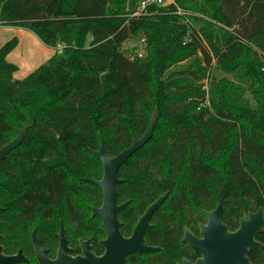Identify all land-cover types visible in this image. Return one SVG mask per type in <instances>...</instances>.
I'll return each instance as SVG.
<instances>
[{"label":"trees","instance_id":"trees-1","mask_svg":"<svg viewBox=\"0 0 264 264\" xmlns=\"http://www.w3.org/2000/svg\"><path fill=\"white\" fill-rule=\"evenodd\" d=\"M139 1L0 0L1 26L27 30L51 49L62 45L22 80L7 61L17 39L0 47V148L28 127L0 163L1 215L37 219L38 238L65 209L78 217L81 190L69 180L100 178L92 151L101 139L116 156L143 135L154 111L153 137L119 171L131 178L124 193L152 201L177 195L188 179L190 192L214 185L230 226L264 209V0H175L134 16ZM138 37L142 60L121 50ZM213 68L249 81L256 104L243 99L244 88L215 78L206 98L202 81ZM86 188L98 204L100 195ZM258 239L264 244V233ZM3 246L8 255L27 251L21 240Z\"/></svg>","mask_w":264,"mask_h":264},{"label":"flooded vegetation","instance_id":"flooded-vegetation-1","mask_svg":"<svg viewBox=\"0 0 264 264\" xmlns=\"http://www.w3.org/2000/svg\"><path fill=\"white\" fill-rule=\"evenodd\" d=\"M15 150L11 151L8 157L0 161V163L6 161ZM127 164L121 168L127 166ZM120 169L117 173V180L119 183L116 185V205L118 207L125 206L117 216L120 224L119 233L124 241L133 238L135 228L140 219L153 204L165 196L160 207L150 216L148 220V228L144 229L139 241L144 248L149 250L142 254L130 253L125 255L124 264H197L198 261L206 258L204 254L206 251L205 243L218 236L214 231L213 224L210 226L209 230H206V228L209 227V220L206 214L213 213L220 204L222 205V211L219 220L221 225L227 228L228 233L237 232L240 228V221L247 220L249 214H254L259 209H262L264 215V209L259 207L256 211L248 212L245 216L236 219V223L233 226H230L224 221V217L230 214V208L226 207L225 200L216 194V191L213 188L214 185L210 183V185L207 186L206 192H190L188 179L186 182L183 181L181 184L179 183L178 188L181 187L184 188V190H175L177 195L173 192L165 191L155 197L152 201L142 198L144 193L141 192L124 193L123 190L128 186L127 180L131 178L119 176ZM101 172L102 175L100 178L93 179L75 176L69 180V183H71L70 187L79 191L81 190L80 196H74V198H83L84 201L89 202L85 198L87 196L85 191L87 185L94 188L100 195L98 204H90L86 207L91 214L89 221L86 220L85 214L80 210V207L74 199V211L77 213L79 221H76L77 218L75 219L71 216L69 208L65 209L63 213V219L65 220L58 221L56 218L50 220L49 224L46 226V232L43 237H37V219L28 222L17 219L15 213L11 214L9 212L7 213L8 215H1L5 209L0 207L2 209L0 211V236L2 237L0 243L3 247L4 255L13 257L17 256L18 252L21 251L24 258L17 264H40L31 245L32 233H34L37 244L42 250L47 252V259L49 261H55L58 257L60 244L58 236L62 228L66 247L70 251V253L67 254V258H88L86 254H91L94 258L98 259L118 258L115 255L116 250L119 249V251H122V249L119 248V240H115L116 242L114 246H116V249L113 247L107 248L106 243L108 240V234L103 227V222L99 217H94L91 211V208L100 209L102 207L103 194L98 188L83 181L85 178L100 181L103 176L102 168ZM191 181H194V179H191ZM23 224L33 226L31 232L28 231V234H25V228L22 227ZM9 232L14 233L7 236ZM263 233L264 229L261 233L255 236V241L261 244L262 247L248 249L247 258L252 264H264V244L258 239ZM15 240H21L25 244L27 251L24 252L22 248H19L13 254H5L3 243L5 242L10 245L14 244ZM43 245H46L47 247H44ZM251 257L255 258L256 262H253Z\"/></svg>","mask_w":264,"mask_h":264},{"label":"water","instance_id":"water-1","mask_svg":"<svg viewBox=\"0 0 264 264\" xmlns=\"http://www.w3.org/2000/svg\"><path fill=\"white\" fill-rule=\"evenodd\" d=\"M156 123V112L154 111L147 129L138 139H133L131 145L115 157H111L106 148L105 142L101 139L100 147L97 151H92V155L99 160L103 176L100 181L85 178L84 182L93 185L101 190L103 194V203L100 209L91 208L94 217H99L103 222V227L108 234L106 243L107 248H115V240H119V248L115 255L118 258H94L91 254H86L88 258H67L70 251L66 247L61 228L58 239L60 240L58 257L55 261H49L46 257L47 252L42 250L37 244L32 233V247L40 264H124V257L130 253L142 254L149 249L143 247L139 242L145 228H148V220L152 213L158 209L164 201L165 196L153 204L137 224L133 238L124 241L119 233L120 224L118 222V213L125 207L116 205V185L118 170L127 164L128 160L139 150L144 148L153 137ZM28 127L19 131L17 136L0 148V161L6 159L11 151L19 148L27 136ZM2 209L0 208V211ZM222 211V205L211 214H206L209 220V227L214 225V231L218 234L215 239H210L205 243L206 251L203 260L197 264H252L247 258L248 249H257L262 247L255 241V236L264 229L263 210L259 209L254 214H249L247 220L240 221V228L235 233H228L227 228L221 225L219 217ZM2 237L0 236V242ZM22 252L19 251L17 256L9 257L4 255L3 247L0 243V264H17L23 260ZM264 259V255H263ZM188 264V263H187Z\"/></svg>","mask_w":264,"mask_h":264},{"label":"rangeland","instance_id":"rangeland-1","mask_svg":"<svg viewBox=\"0 0 264 264\" xmlns=\"http://www.w3.org/2000/svg\"><path fill=\"white\" fill-rule=\"evenodd\" d=\"M188 14V13H187ZM184 14V15H187ZM14 38L17 39L18 44L14 50L10 53L7 61L13 65L19 67L16 74L14 73L15 80H22L27 77L29 74L33 73L39 67L45 65L48 60L55 54L60 53L62 50V45H59L56 49H51L45 46L39 41V39L31 32L19 28L13 27H4L0 25V47H2L7 42H10ZM142 40V37L135 39H130L122 45V52L128 58L134 59L137 58V51L139 49V44ZM146 57V52L143 59ZM142 60V59H141ZM211 78H215L216 81L226 80L229 83H232L233 86L239 85V88L245 89L243 92V99L247 100L251 106L256 104L253 94L247 90L250 84L249 81H236L232 75L224 73L222 70L212 69L210 74L206 75V78L202 81V90L205 91L206 98L208 97L209 84ZM80 210L85 214V218L89 221L91 214L86 209L91 203L86 202L83 198H74ZM11 216V215H10ZM64 217L61 214L56 216L58 221H63ZM22 227L25 228V232H31L33 226L23 224ZM67 227V226H66ZM65 227V228H66ZM73 228V227H71Z\"/></svg>","mask_w":264,"mask_h":264},{"label":"built area","instance_id":"built-area-1","mask_svg":"<svg viewBox=\"0 0 264 264\" xmlns=\"http://www.w3.org/2000/svg\"><path fill=\"white\" fill-rule=\"evenodd\" d=\"M175 0H140L137 5V11L134 14V16H141L147 14V10L154 6L155 8H166L170 5H174ZM179 14L184 15L185 13H182L179 11ZM146 52V43L142 39L139 44V49L137 51V58L143 59Z\"/></svg>","mask_w":264,"mask_h":264},{"label":"crops","instance_id":"crops-1","mask_svg":"<svg viewBox=\"0 0 264 264\" xmlns=\"http://www.w3.org/2000/svg\"><path fill=\"white\" fill-rule=\"evenodd\" d=\"M9 55H10V54H9ZM9 55H8V57H9ZM8 57H7V58H8ZM11 64H12V63H11ZM16 67H17V66H16ZM17 68L19 69V67H17ZM15 74H16V73H15ZM13 77H14V76H13Z\"/></svg>","mask_w":264,"mask_h":264}]
</instances>
